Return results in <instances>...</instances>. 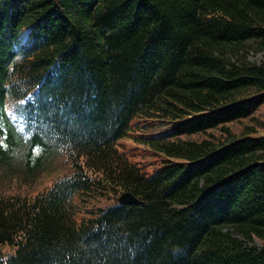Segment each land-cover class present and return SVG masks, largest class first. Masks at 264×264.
Instances as JSON below:
<instances>
[{"label": "trees", "instance_id": "trees-1", "mask_svg": "<svg viewBox=\"0 0 264 264\" xmlns=\"http://www.w3.org/2000/svg\"><path fill=\"white\" fill-rule=\"evenodd\" d=\"M256 54L264 0H0V264H264Z\"/></svg>", "mask_w": 264, "mask_h": 264}, {"label": "rangeland", "instance_id": "rangeland-1", "mask_svg": "<svg viewBox=\"0 0 264 264\" xmlns=\"http://www.w3.org/2000/svg\"><path fill=\"white\" fill-rule=\"evenodd\" d=\"M249 58L252 61L259 62L264 58V54L250 55ZM133 134L134 133H130V135ZM0 138L2 139L1 133ZM132 140L133 138L131 136L128 138H123L122 146L133 149L131 150V153L135 154L134 157L136 160L140 161V163L145 165V168L148 172H152L153 170H155L160 162V156L152 155L150 152L142 149L141 147H134ZM36 153H38V149L34 150V154ZM13 167L15 168L13 171V175H19L24 180L28 178V180H25L27 181L28 185H24V187L22 188L20 186H17L19 185L17 184L12 185L11 187L9 186L10 188L7 187V189H11L12 191L19 192L21 194L29 195H33L35 193L40 192L41 190L46 189L51 180L69 171V166L58 156L55 158L47 159L44 162V165L41 168L40 172L37 173L35 176H28V174L25 172V167L23 166L22 162H20V164H18V162H14ZM8 180L9 178L4 182H0V185L4 186L6 183L9 182Z\"/></svg>", "mask_w": 264, "mask_h": 264}, {"label": "water", "instance_id": "water-1", "mask_svg": "<svg viewBox=\"0 0 264 264\" xmlns=\"http://www.w3.org/2000/svg\"><path fill=\"white\" fill-rule=\"evenodd\" d=\"M118 201L120 203H136L139 202V199L136 198L132 193L124 191L119 195Z\"/></svg>", "mask_w": 264, "mask_h": 264}]
</instances>
